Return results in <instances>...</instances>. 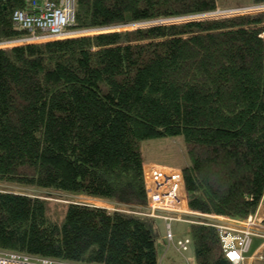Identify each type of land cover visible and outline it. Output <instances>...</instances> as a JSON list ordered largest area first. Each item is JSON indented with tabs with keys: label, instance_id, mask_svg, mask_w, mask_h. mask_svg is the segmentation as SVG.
I'll use <instances>...</instances> for the list:
<instances>
[{
	"label": "trees",
	"instance_id": "16d2710c",
	"mask_svg": "<svg viewBox=\"0 0 264 264\" xmlns=\"http://www.w3.org/2000/svg\"><path fill=\"white\" fill-rule=\"evenodd\" d=\"M240 3L75 0L69 28ZM26 5L0 0V42L25 33L12 13ZM256 8L0 47V182L45 192L0 188V249L82 264H158L156 219L140 213L139 142L147 138L182 136L188 159L172 166L182 170L191 209L255 212L264 193V6ZM64 194L112 207L58 198ZM189 238L194 264H231L206 219L189 224Z\"/></svg>",
	"mask_w": 264,
	"mask_h": 264
},
{
	"label": "built area",
	"instance_id": "2783aa9c",
	"mask_svg": "<svg viewBox=\"0 0 264 264\" xmlns=\"http://www.w3.org/2000/svg\"><path fill=\"white\" fill-rule=\"evenodd\" d=\"M25 9L18 8L12 13V22L18 29L25 31L22 36L0 42V44H23L30 42H43L78 35L93 34L100 31H108L106 28H78L71 29L74 23L75 0H24ZM230 10L216 7L213 10L194 13L190 15H201L206 13H217L211 17L188 18L187 20H202L218 17L239 16L230 14L233 10H246L252 7L264 6V3L246 5ZM227 9V8H226ZM262 9V8H261ZM250 11L246 12L249 13ZM250 14V13H249ZM248 14V15H249ZM255 14V13H254ZM189 15V14H188ZM187 15V16H188ZM190 15L188 17H190ZM175 16L176 17H183ZM168 19V18H161ZM160 20V19H157ZM185 20V21H187ZM152 22L155 20H151ZM142 22V21H140ZM183 22V21H182ZM138 23V22H132ZM115 25L128 26L129 24ZM101 29V30H100ZM127 29V28H125ZM124 29V30H125ZM100 30V31H98ZM119 30V29H111ZM121 30V29H120ZM94 31V32H93ZM93 32V33H91ZM144 166V183L146 193V205L140 212L143 215L162 220L164 224V238L167 244H173L180 253L187 251L190 245L189 236L174 239L171 230L172 221H184L193 223L194 218L189 219L191 211L198 213L189 207L186 195L182 170L179 167L163 166L157 163ZM264 197V195H263ZM259 205H262L261 203ZM264 207V205H263ZM195 213V214H196ZM206 216V217H205ZM219 219L212 223L218 231L219 240L224 256L231 264H248V260L264 259V216L258 213V209L243 218L228 215H216L207 213L203 219ZM193 219V220H192ZM199 222V221H198ZM257 240V246L251 253L247 254L253 243ZM0 264H82L71 261H59L46 257H38L0 249Z\"/></svg>",
	"mask_w": 264,
	"mask_h": 264
},
{
	"label": "rangeland",
	"instance_id": "374dc122",
	"mask_svg": "<svg viewBox=\"0 0 264 264\" xmlns=\"http://www.w3.org/2000/svg\"><path fill=\"white\" fill-rule=\"evenodd\" d=\"M220 4L224 3L225 1H236V2H240L242 1L243 6L246 5H250L253 6L252 2H249L250 0H218ZM227 5V4H226ZM234 8H240L242 7L241 5H232V6H222L219 7L221 8H225V9H221V10H230ZM260 7V6H257ZM227 8V9H226ZM258 9L256 7H252L251 9H242V10H233L230 11V14H243L246 13L248 11H250L249 15H253L255 13V11H257ZM217 13H206V14H201V15H190V17H188L187 15L183 16V17H176V18H168V19H161L160 20H155V21H142V22H138V23H132L129 24L128 26H113L111 28H106V30H111V29H121L124 30L125 28L127 29H132V28H136V27H146L149 25H154V24H158V23H172V22H182L187 20L188 18H198V17H202V18H206V17H211V16H215ZM259 23H263L264 24V16L261 19V22ZM101 30V29H100ZM98 30V31H100ZM94 32V31H93ZM91 32V33H93ZM25 44V43H23ZM14 44H0V47H7V46H12ZM139 147H140V151H141V155L142 158L144 160V163L146 166L152 165L155 162L157 163H162L163 166H171L172 165H177V164H184L187 161V153L185 150V146H184V141L181 135H175V136H162V137H154V138H147L144 140H141L139 142ZM174 167V166H173ZM0 188H6L9 190H13V191H20V192H26V193H33V194H45L44 191L37 189L35 187H28V186H24L21 184H6V183H2L0 182ZM47 193V192H46ZM57 195V194H56ZM55 196V195H53ZM58 198H63L64 201H75V202H87L90 204H94V205H98V206H104L107 208H111L112 205L110 203H107L103 200L100 199H95L89 196H82V195H58ZM58 198H54V197H49L50 200H60ZM62 199V200H63ZM67 199V200H66ZM72 199V200H70ZM264 203V201H263ZM258 207V206H257ZM257 209V208H256ZM256 211V210H255ZM194 214H190V218H194L195 220H193V223H200V220L203 219V216L207 213L205 212H201V211H197L198 213L191 211ZM196 213V214H195ZM206 217V216H205ZM207 222H210L211 224L213 222H217L219 221V219H215V218H208L207 217ZM199 221V222H198ZM206 222V221H205ZM156 223L158 228H161L162 225V220L160 219H156ZM189 224L190 222H184V221H172L171 222V230L174 232V227L177 229V231L182 234L181 236H188L189 235ZM191 240V239H190ZM257 242H254L250 247V250L248 251L247 254L251 253V251L253 250V248L255 246H257L256 244ZM187 260L189 261L190 264H194L193 261V247L190 245L187 249ZM256 260V259H255ZM252 264H255V262H252Z\"/></svg>",
	"mask_w": 264,
	"mask_h": 264
},
{
	"label": "crops",
	"instance_id": "0c3cea01",
	"mask_svg": "<svg viewBox=\"0 0 264 264\" xmlns=\"http://www.w3.org/2000/svg\"><path fill=\"white\" fill-rule=\"evenodd\" d=\"M155 163H157V162H155ZM157 164L163 165L162 163H157ZM169 167H171V166H169ZM263 195H264V193H263ZM263 195L259 201V204L261 203L262 205L258 204V207H257L258 213L261 216H264V207H263L264 197H263ZM173 235H174V239L182 238V236H181L182 234H180L175 227H174ZM254 242H257V240H254ZM187 251L180 253L176 250V248H175V246H173V244H167L166 243L165 238H164V224L162 222L161 228H159V236H158V243H157L158 264H190L189 261L187 260V254H185V253H187ZM252 262H255V260H248L247 261L248 264H252Z\"/></svg>",
	"mask_w": 264,
	"mask_h": 264
},
{
	"label": "bare ground",
	"instance_id": "6f19581e",
	"mask_svg": "<svg viewBox=\"0 0 264 264\" xmlns=\"http://www.w3.org/2000/svg\"><path fill=\"white\" fill-rule=\"evenodd\" d=\"M215 224V222H213ZM217 223V222H216Z\"/></svg>",
	"mask_w": 264,
	"mask_h": 264
},
{
	"label": "clouds",
	"instance_id": "9594fccd",
	"mask_svg": "<svg viewBox=\"0 0 264 264\" xmlns=\"http://www.w3.org/2000/svg\"><path fill=\"white\" fill-rule=\"evenodd\" d=\"M7 47H9V46H7Z\"/></svg>",
	"mask_w": 264,
	"mask_h": 264
},
{
	"label": "water",
	"instance_id": "95a60500",
	"mask_svg": "<svg viewBox=\"0 0 264 264\" xmlns=\"http://www.w3.org/2000/svg\"><path fill=\"white\" fill-rule=\"evenodd\" d=\"M6 47V46H5Z\"/></svg>",
	"mask_w": 264,
	"mask_h": 264
}]
</instances>
